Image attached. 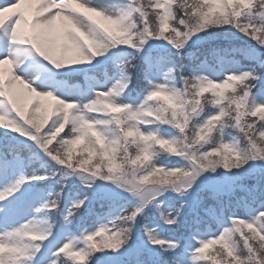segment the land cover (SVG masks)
<instances>
[{"label": "snow or ice", "instance_id": "obj_1", "mask_svg": "<svg viewBox=\"0 0 264 264\" xmlns=\"http://www.w3.org/2000/svg\"><path fill=\"white\" fill-rule=\"evenodd\" d=\"M0 264H264V0H0Z\"/></svg>", "mask_w": 264, "mask_h": 264}, {"label": "rangeland", "instance_id": "obj_2", "mask_svg": "<svg viewBox=\"0 0 264 264\" xmlns=\"http://www.w3.org/2000/svg\"><path fill=\"white\" fill-rule=\"evenodd\" d=\"M26 10V12H27V9H25ZM5 21L7 22V18H5Z\"/></svg>", "mask_w": 264, "mask_h": 264}]
</instances>
